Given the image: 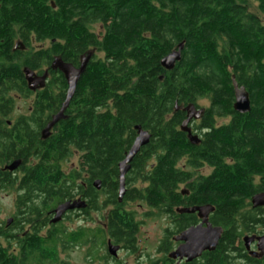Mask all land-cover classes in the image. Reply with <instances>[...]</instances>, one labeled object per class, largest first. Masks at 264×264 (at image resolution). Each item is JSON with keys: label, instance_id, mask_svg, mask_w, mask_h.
Returning a JSON list of instances; mask_svg holds the SVG:
<instances>
[{"label": "trees", "instance_id": "1", "mask_svg": "<svg viewBox=\"0 0 264 264\" xmlns=\"http://www.w3.org/2000/svg\"><path fill=\"white\" fill-rule=\"evenodd\" d=\"M256 1L264 17V0ZM0 5V36L18 21L35 28L38 42L54 41L53 53L65 63L78 65L91 48L103 55L88 63L65 112L72 119L61 123L58 138L38 142L39 161L24 173L27 189H62L66 179L58 160L70 155L72 146L85 152L82 160L91 180L109 187L108 197L114 198L118 164L139 126L150 141L130 164L124 199L154 209L212 206L211 222L223 234L207 262L224 261L229 250V264H264V259L247 257L242 246L244 236L264 230V207L252 209L250 203L264 193V23L244 0H0ZM96 25L102 26L100 37ZM180 43L181 60L165 70L161 60ZM42 61L50 62L38 53L23 65L35 70ZM58 75L54 93L38 94L40 105L32 116L58 110L67 89ZM18 76L7 71L0 84ZM232 77L249 94L248 114L233 111ZM200 100H208L209 107L192 130L202 138L191 144L179 127L183 109ZM224 118L228 122L217 125ZM31 142L23 139L24 154L29 155ZM204 168L210 171L206 176ZM137 181L144 186L130 189ZM181 186L187 197L179 193ZM128 218L111 213L112 233L117 228L130 235V229L126 233L119 226H126Z\"/></svg>", "mask_w": 264, "mask_h": 264}, {"label": "flooded vegetation", "instance_id": "2", "mask_svg": "<svg viewBox=\"0 0 264 264\" xmlns=\"http://www.w3.org/2000/svg\"><path fill=\"white\" fill-rule=\"evenodd\" d=\"M5 5L7 11L10 10L11 5ZM34 29V27L25 28L21 22L12 21L9 23L7 35L0 36V76L7 71H17L19 74L18 77L9 78V80L3 79L0 84V172L2 174L0 192L5 193L6 197H9L11 193L14 195V211L8 215L6 222L0 225V251L2 254L0 264H66L63 259L64 255L75 249L82 251L89 264H129L126 260L119 259V254L125 252L129 256H133L137 253V236L146 220L150 218L162 220L165 224L161 229L162 236L155 250V256L151 258L154 260H149L147 264H209L207 258L213 252L204 251L200 257L190 262L186 258L173 259L170 257L184 244L178 238L185 231L201 224L197 213L188 214L182 211L202 206H179L172 209L167 207L163 209L150 208L142 201L124 199L129 189L126 182L121 201L118 198V190L114 198H109V187L103 186L100 180H91L93 178L88 174L87 167L82 160L85 155L82 150L70 146L68 147L70 155L58 160V170L66 179L62 189L56 191L46 187V190L49 189L47 193L45 190H37L33 185L31 189H27L26 183L23 184L25 171L34 168L39 161L35 156L38 142L58 138L61 123L72 119L70 116H65L67 108L62 120L56 123L43 138V132L54 115L59 112L64 100L53 114H49L43 109L44 115L32 116L35 113V106L40 105V102L36 101L38 94L45 89L54 93V78L61 74L52 69L54 60L61 59L60 56L53 53L54 41L38 42ZM93 29L95 34L100 37L102 26L96 25ZM95 52L102 54L91 48L79 58V63L76 66L61 60L65 64L78 68L83 57L89 56L88 63L92 59L103 57V55L101 58L98 57ZM38 53L50 62L46 64L42 61L36 64L35 70L24 67V61L35 58ZM25 70L32 72L34 77L44 78L43 87L34 91L30 90L25 79ZM22 76L25 80V92H23ZM63 78L65 80L64 76ZM30 96H33V100L24 114L21 112V108L16 107L15 104L19 98ZM199 122L200 120L190 124L191 133ZM193 134L198 137L200 142L203 134L198 133L197 130ZM23 139L32 141L28 146L30 148L28 149L30 150L29 155L24 154ZM71 159L74 160V163L66 171L65 166L70 163ZM205 170L208 173L204 175L202 172ZM209 172L207 168L201 170L202 176L208 175ZM142 186L144 185L137 181L130 189L137 190ZM184 190L181 186L179 193L187 197L189 193ZM134 204L137 205L135 210L131 209ZM63 205L68 206L58 217L57 210ZM114 212L123 213L129 217L126 226L119 225L125 227L126 233V228L131 230L128 237L121 235L117 228L112 233L109 216ZM212 214L208 215L207 222L214 227L211 222ZM205 226L204 224L203 227ZM120 232H124L122 228ZM263 234L264 230L260 235L255 236ZM243 249L247 257L257 261L264 259V252L260 257L255 243L250 246V252L254 256H250L244 246ZM40 252L50 254H41V256ZM223 257L224 261L219 260L218 264H229V250L224 253Z\"/></svg>", "mask_w": 264, "mask_h": 264}, {"label": "water", "instance_id": "3", "mask_svg": "<svg viewBox=\"0 0 264 264\" xmlns=\"http://www.w3.org/2000/svg\"><path fill=\"white\" fill-rule=\"evenodd\" d=\"M182 50L183 43H180L176 50H173L161 60V67L167 71L172 70L175 64L181 60ZM88 60L89 56L83 57L78 68L63 63L60 58H56L54 60L52 69L59 71L65 77L67 90L61 108L59 112L54 115L52 121L47 125L42 135L43 138H45L49 130L64 117V112L74 97L76 86L87 67ZM24 75L30 90L34 91L43 87L44 78L34 77L33 73L29 70H25ZM232 87L234 96L233 111L240 115L248 114L251 110L248 92L244 87L238 86L234 77H232ZM175 110H177V108H175ZM183 112L185 113V119L182 121L179 129L181 132L186 134L187 139L191 144H197L199 139L191 133L189 126L192 122L199 121L202 118L204 110L197 109L193 104H189L183 109ZM134 131L136 132V138L125 155L124 160L118 164V198L120 201L124 196L125 177L130 170V164L139 151L150 141V134L147 131L142 130L139 126L135 127ZM97 184H99V182H97ZM250 203L252 209L263 208L264 193H259L253 196ZM67 206L68 205H63L57 210L58 217L63 213ZM178 212H181V210H178ZM182 212L188 214L197 213L198 218L201 220V224L195 228L185 231L181 237L178 238V240L183 241L184 244L179 247L176 252L172 253L170 257L173 259L186 258V260L190 262L200 257L201 253L204 251L214 252L223 234V229L221 227H212L207 222V217L214 212V208L212 206H202L186 209ZM204 224L206 225L205 227H203ZM242 243L245 250L249 252L250 256H254V254L250 252V246L254 243L257 245L259 256L261 257L263 255L264 234L261 236H244L242 238ZM111 252L113 253L112 250Z\"/></svg>", "mask_w": 264, "mask_h": 264}, {"label": "rangeland", "instance_id": "4", "mask_svg": "<svg viewBox=\"0 0 264 264\" xmlns=\"http://www.w3.org/2000/svg\"><path fill=\"white\" fill-rule=\"evenodd\" d=\"M245 5L247 6L248 11L257 16L263 23L264 17L259 13L258 4L256 0H244ZM98 57H102V54L95 52ZM33 100V96L28 98L23 97L19 98L15 106L21 108V112L26 114V110L28 109L29 104H31ZM196 107L201 110H206L209 107L208 100H200L197 102ZM228 122V118L220 119L217 122V125H222ZM198 123V122H197ZM193 134V133H192ZM194 135V134H193ZM74 163V160L71 159L70 163L66 164L65 170L68 171L70 169L71 164ZM204 175L208 173L207 170L202 172ZM14 195L9 197L5 196V193L0 192V225H2L8 219V215L14 211ZM131 209H137V205L134 204L131 206ZM164 222L159 219H148L146 223L141 228L140 233L137 236V253L133 256H129L125 252L119 254V259L126 260L129 264H147L152 257L155 256V250L157 248L159 239L162 236V227L164 226ZM64 261L66 264H89L85 257L82 254L80 249H75L72 252H68L64 255ZM239 264V263H236Z\"/></svg>", "mask_w": 264, "mask_h": 264}]
</instances>
